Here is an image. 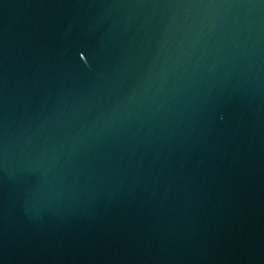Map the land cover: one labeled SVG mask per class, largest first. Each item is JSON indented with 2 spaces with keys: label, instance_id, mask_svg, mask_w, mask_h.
<instances>
[{
  "label": "water",
  "instance_id": "95a60500",
  "mask_svg": "<svg viewBox=\"0 0 264 264\" xmlns=\"http://www.w3.org/2000/svg\"><path fill=\"white\" fill-rule=\"evenodd\" d=\"M0 264H264V0H0Z\"/></svg>",
  "mask_w": 264,
  "mask_h": 264
}]
</instances>
